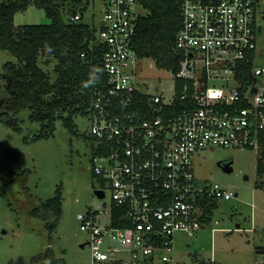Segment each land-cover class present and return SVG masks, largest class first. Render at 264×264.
I'll list each match as a JSON object with an SVG mask.
<instances>
[{
    "label": "built area",
    "instance_id": "obj_1",
    "mask_svg": "<svg viewBox=\"0 0 264 264\" xmlns=\"http://www.w3.org/2000/svg\"><path fill=\"white\" fill-rule=\"evenodd\" d=\"M102 2L97 37L106 48V79L87 117L95 140V192L109 200L77 215L91 264H167L174 262L175 233L195 234L209 200L233 196L221 183L197 176V153L209 145L261 146L264 83L257 78L264 75V60L257 62V38L264 30V0H180L174 48L181 58L179 69H171V96L138 85L144 57L134 37L147 9L139 0ZM69 17L80 19V9ZM178 79L184 83L180 94ZM136 91L150 97L153 110L116 112ZM179 99L182 110H166Z\"/></svg>",
    "mask_w": 264,
    "mask_h": 264
},
{
    "label": "rangeland",
    "instance_id": "obj_2",
    "mask_svg": "<svg viewBox=\"0 0 264 264\" xmlns=\"http://www.w3.org/2000/svg\"><path fill=\"white\" fill-rule=\"evenodd\" d=\"M105 12L102 0H89L84 20L97 25ZM63 17L67 18L65 12ZM44 8L30 4L15 14V24L49 22ZM264 24V20L262 21ZM257 59L264 60V30L259 33ZM48 58L42 54L40 60ZM43 67L53 70L56 59ZM8 61L17 56L0 49V115L6 111ZM138 85L153 93L171 96L172 70L144 57L139 67ZM258 81L264 83V75ZM25 108L11 115L14 124L0 118V264H91L87 232L81 228L78 212L100 205L93 177L95 140L88 117H75L72 133L61 118L52 135L33 139L41 123L30 118ZM261 147L209 145L195 157V171L202 180H214L233 192L230 199H217L210 217L196 235L178 230L174 235L177 264L208 263L212 258L224 264H264V184L257 172ZM228 166V168H226ZM264 177V173L262 175ZM62 190V213L50 235L45 220L31 214L33 207ZM263 246L262 251L258 247ZM50 252L52 257H46ZM172 264V262H170Z\"/></svg>",
    "mask_w": 264,
    "mask_h": 264
},
{
    "label": "trees",
    "instance_id": "obj_3",
    "mask_svg": "<svg viewBox=\"0 0 264 264\" xmlns=\"http://www.w3.org/2000/svg\"><path fill=\"white\" fill-rule=\"evenodd\" d=\"M147 9L138 17L134 48L140 57H152L164 68L177 71L181 54L175 50L176 35L181 24L180 0H139ZM44 8L49 22L15 24V14L26 10L30 4ZM85 0H0V49H8L17 56V62L8 61L10 72L7 84L6 111L0 118L14 124L11 115L25 108L31 109L30 118L41 123L33 139L48 137L61 118L72 133L75 117L89 116L96 88L106 79L103 66L105 45L97 37V25L84 20ZM81 11V18L71 20L70 15ZM63 12L67 18L63 17ZM48 56L43 63L41 56ZM53 57V70H47ZM89 80L94 84L84 87ZM183 81L178 79L176 89L180 94ZM181 99L166 110L183 109ZM150 108V109H149ZM153 110L150 97L136 91L129 103H118L116 112ZM261 150L257 172L264 184V132L260 138ZM94 177V176H93ZM62 190L57 187L55 195L41 200L31 214L45 220L50 235L56 228L62 213ZM218 200H209L208 215ZM46 257H52L48 252ZM63 264V261H56Z\"/></svg>",
    "mask_w": 264,
    "mask_h": 264
},
{
    "label": "crops",
    "instance_id": "obj_4",
    "mask_svg": "<svg viewBox=\"0 0 264 264\" xmlns=\"http://www.w3.org/2000/svg\"><path fill=\"white\" fill-rule=\"evenodd\" d=\"M214 209H215V207L213 208V210H214ZM209 217H210V215H208V211H207V213H206V218L203 219L202 224H203V223H204ZM202 224H201V225H202ZM200 227H201V226H200ZM197 230H198V229H196L194 235H196ZM173 256H174V254H173ZM174 258H175V256H174ZM212 259H214V258H212ZM212 259H211V260H212ZM215 259H217V258H215ZM211 260H210V261H211ZM218 260H219V259H218ZM171 262H172V261H171ZM208 263H209V262H208ZM208 263H207V264H208ZM157 264H162V263L158 260V261H157ZM167 264H170V262H168ZM172 264H177V263H176V260H174V262H172ZM197 264H206V263H201V262H199V263H197Z\"/></svg>",
    "mask_w": 264,
    "mask_h": 264
},
{
    "label": "clouds",
    "instance_id": "obj_5",
    "mask_svg": "<svg viewBox=\"0 0 264 264\" xmlns=\"http://www.w3.org/2000/svg\"><path fill=\"white\" fill-rule=\"evenodd\" d=\"M95 80H89L87 83L84 84V87H87L89 84H94Z\"/></svg>",
    "mask_w": 264,
    "mask_h": 264
},
{
    "label": "water",
    "instance_id": "obj_6",
    "mask_svg": "<svg viewBox=\"0 0 264 264\" xmlns=\"http://www.w3.org/2000/svg\"><path fill=\"white\" fill-rule=\"evenodd\" d=\"M226 168H228V166H226ZM262 247H263V246H260V247H258V249H257V250H258V251H262V250H263V248H264V247H263V248H262Z\"/></svg>",
    "mask_w": 264,
    "mask_h": 264
}]
</instances>
